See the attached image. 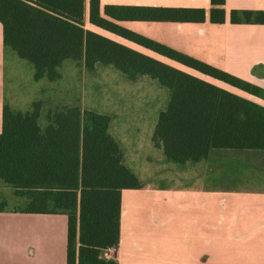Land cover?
<instances>
[{
    "label": "trees",
    "instance_id": "1",
    "mask_svg": "<svg viewBox=\"0 0 264 264\" xmlns=\"http://www.w3.org/2000/svg\"><path fill=\"white\" fill-rule=\"evenodd\" d=\"M226 0H211L209 19L226 21ZM86 0H0L4 46L34 68V80L54 82L71 60L89 71L110 65L134 81L156 79L170 91L153 141L174 163L198 162L212 149L264 150V106L85 29ZM115 20L204 22L203 8L108 5ZM89 22L121 35L204 75L264 100V89L126 30L89 0ZM234 24L264 25V10H231ZM42 100L28 112L7 104L0 134V179L24 203L14 212L65 214L67 264H118L121 193L138 189L137 176L109 133L110 117L79 106L48 109ZM6 203H0V212Z\"/></svg>",
    "mask_w": 264,
    "mask_h": 264
},
{
    "label": "crops",
    "instance_id": "2",
    "mask_svg": "<svg viewBox=\"0 0 264 264\" xmlns=\"http://www.w3.org/2000/svg\"><path fill=\"white\" fill-rule=\"evenodd\" d=\"M108 5L203 8L206 20H115L104 13ZM212 7L211 0H100L105 19L264 89V25L230 22L231 10H264V0H226L222 24L210 21ZM85 19L88 30L264 106L261 98L92 25L89 0ZM15 56L4 46L0 23V134L6 104L24 113L32 109L16 110L7 102V62ZM99 65L110 66L97 63L95 69ZM145 77L126 79L158 86ZM166 90L163 96L152 94L154 102L135 96L117 102L112 112L93 110L110 117L108 130L123 153V163L141 183L121 193L120 243L114 257L118 264H264V150L212 149L198 162L169 161L153 141L170 99ZM160 97L167 101L163 110L142 106ZM67 223L65 214L6 208L0 212V264H67Z\"/></svg>",
    "mask_w": 264,
    "mask_h": 264
},
{
    "label": "rangeland",
    "instance_id": "3",
    "mask_svg": "<svg viewBox=\"0 0 264 264\" xmlns=\"http://www.w3.org/2000/svg\"><path fill=\"white\" fill-rule=\"evenodd\" d=\"M86 30L89 24L84 23ZM91 29V28H90ZM111 68V69H109ZM60 78L54 82L47 79L35 81L34 68L29 62L18 56L9 58L7 62L6 94L10 106L28 110L34 101L42 100L44 111L68 106H79L82 110L92 109L99 112H112L118 105L117 102L130 97H142L145 101H153L152 94L163 96L166 88L159 86L157 80L145 77L155 83H143L127 81L126 76L110 66L99 65L93 71H87L83 62L67 60L59 70ZM161 89V90H158ZM164 92H163V91ZM16 93L13 94L12 93ZM151 99V100H150ZM155 103L143 104V107L157 108L166 106L167 101L160 97ZM121 107L131 105H120ZM138 106V105H133ZM140 106V105H139ZM163 107V108H164ZM163 110V109H160ZM140 138V137H138ZM1 181V180H0ZM5 202L8 210H21L23 201L15 195L12 188L0 182V203ZM114 252L109 258H114Z\"/></svg>",
    "mask_w": 264,
    "mask_h": 264
},
{
    "label": "built area",
    "instance_id": "4",
    "mask_svg": "<svg viewBox=\"0 0 264 264\" xmlns=\"http://www.w3.org/2000/svg\"><path fill=\"white\" fill-rule=\"evenodd\" d=\"M112 251H109V253H107L106 254V256L109 258L110 257V253H111Z\"/></svg>",
    "mask_w": 264,
    "mask_h": 264
}]
</instances>
